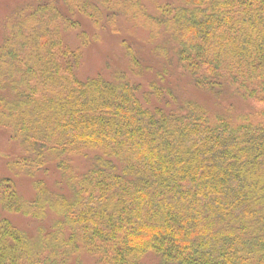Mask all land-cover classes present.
Wrapping results in <instances>:
<instances>
[{"label": "trees", "instance_id": "1", "mask_svg": "<svg viewBox=\"0 0 264 264\" xmlns=\"http://www.w3.org/2000/svg\"><path fill=\"white\" fill-rule=\"evenodd\" d=\"M159 9L26 0L6 15L0 125L13 135L11 171L34 194L0 177V264H82L84 253L94 264H264V106L234 114V100L264 105V0ZM123 19L162 34L151 51L198 94L136 83L129 75L149 67L125 40L113 74L80 77L86 47Z\"/></svg>", "mask_w": 264, "mask_h": 264}, {"label": "rangeland", "instance_id": "2", "mask_svg": "<svg viewBox=\"0 0 264 264\" xmlns=\"http://www.w3.org/2000/svg\"><path fill=\"white\" fill-rule=\"evenodd\" d=\"M25 1L26 0H0V44L4 38V21L6 15L12 12L14 8L20 7ZM169 2L174 3L176 0H142V3L147 10V14L152 17H158L160 15L159 7ZM80 20L89 32L93 31L91 26L87 24L86 20ZM153 27L157 28V26ZM118 28L119 30L117 33L115 31L107 32L106 30H102V35L99 34L100 41L93 42L86 47L83 52L84 59L82 65L78 70L80 77L85 78L87 76L98 74L101 71L106 75L113 74L114 71L111 72V70L116 68L118 60H124L127 58L124 52L121 53L124 51L121 42L125 40L136 52L141 65L145 68H151L150 70L149 68L143 69L144 71L141 73H131L129 76L133 78L136 83L141 84L144 88V83L150 79L156 78L159 80L158 84L164 87L165 84L161 83V81L170 85L174 89H179L181 91L186 89L187 91L190 90L192 94H198V91L194 87L188 86L189 81L181 77L179 74H171L170 76L167 75V71L164 70L162 65L169 67L171 64H169L168 61L163 60L164 56L162 53H159V56H157L154 51H151V47L148 45L150 42L161 45L166 44L165 37L162 34L157 35L154 40V38L149 36L147 32L148 30L142 27V21L140 19H133L131 21L123 19L119 23ZM70 44H75L74 38L70 40ZM108 70H110V72H108ZM201 96L205 99H209V97L207 98L203 94H201ZM234 102L240 106V108L234 109L235 115H238L239 113L247 114L254 112L264 106L262 103L254 100H241V102L234 100ZM12 136V132L8 127L0 125V177H14L20 191L23 192L25 196H32L34 194L32 179L21 174L19 176H15V174L11 171V163L15 160V150L12 147ZM2 214L11 220H14L16 224L31 234L38 232L37 224L25 219L22 215L4 211H2ZM81 261L82 264H94L91 257L87 256L86 253L81 255ZM75 264H79V262L76 261Z\"/></svg>", "mask_w": 264, "mask_h": 264}]
</instances>
